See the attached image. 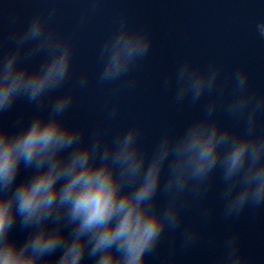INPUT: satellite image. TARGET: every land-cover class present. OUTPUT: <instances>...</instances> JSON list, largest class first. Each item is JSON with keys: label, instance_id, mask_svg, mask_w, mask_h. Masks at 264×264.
I'll return each mask as SVG.
<instances>
[{"label": "clouds", "instance_id": "obj_1", "mask_svg": "<svg viewBox=\"0 0 264 264\" xmlns=\"http://www.w3.org/2000/svg\"><path fill=\"white\" fill-rule=\"evenodd\" d=\"M99 3L89 0L73 33ZM58 11L51 0L20 28L12 16L11 30L0 36V117L17 101L32 108L11 126L0 119V264H149L168 233L176 235L165 264H180L177 249L195 248L213 218L204 201L217 179L224 220L264 206V92L251 86L246 66L222 76L215 60L180 62L163 86L179 105L204 101L202 110L145 147L139 123L112 131L119 97L135 87L134 71L153 43L150 30L121 17L98 50L95 83L108 92L103 118L86 138L66 113L90 74L65 89L75 42L56 26ZM254 31L264 40V20ZM22 168L29 174L18 182ZM194 204L201 206L199 224L186 223ZM17 228L23 240L13 234ZM214 264H248L238 233L224 239Z\"/></svg>", "mask_w": 264, "mask_h": 264}]
</instances>
